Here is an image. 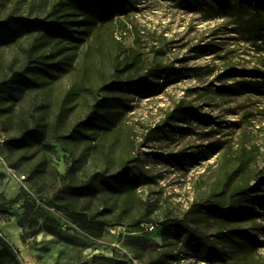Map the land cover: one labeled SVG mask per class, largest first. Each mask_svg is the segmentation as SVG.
Listing matches in <instances>:
<instances>
[{
  "label": "rangeland",
  "instance_id": "374dc122",
  "mask_svg": "<svg viewBox=\"0 0 264 264\" xmlns=\"http://www.w3.org/2000/svg\"><path fill=\"white\" fill-rule=\"evenodd\" d=\"M125 1L127 15L74 45L39 29L59 0H0V19L35 26L0 47V88L14 94L0 91V264H264V205L235 194L242 184L264 199V10ZM126 58L136 66L123 72ZM103 99L118 123L92 131ZM179 107L189 123L173 121ZM27 130L40 139L11 149ZM102 175L134 185L114 194ZM231 204L239 219L219 211ZM68 210L110 227L85 233Z\"/></svg>",
  "mask_w": 264,
  "mask_h": 264
},
{
  "label": "trees",
  "instance_id": "16d2710c",
  "mask_svg": "<svg viewBox=\"0 0 264 264\" xmlns=\"http://www.w3.org/2000/svg\"><path fill=\"white\" fill-rule=\"evenodd\" d=\"M215 2L219 11L233 10L236 7H253L255 9L264 10V0H211ZM129 13V7L125 0H59L54 5L50 12V18L47 22H41L39 29L43 36L48 40L47 42L56 43H72L79 45L83 42V36L86 35L87 30L96 26L106 25L111 23L117 16H125ZM258 31L264 32V22L260 24ZM34 22L22 18L7 16L0 19V47H8L17 43L23 36L32 33L34 29ZM136 66V62L128 58L125 59L122 71H131ZM165 70H162V73ZM194 72V69L188 70ZM182 71L176 70L171 73V76L181 75ZM231 78L237 75L229 76ZM239 77V76H238ZM25 84L29 87H39L34 79L23 77ZM253 85L255 88H250ZM127 84L124 82H117L110 86L113 91H120ZM243 90L259 91V82H242ZM149 91H154V87L149 86ZM0 91H7L8 97H13L12 89L0 88ZM114 103L111 100L103 99L98 102L91 111L87 127L92 131H106L116 127L119 116L114 111ZM191 110L189 107H179L173 112L172 119L175 122L187 124L190 122ZM40 139L38 132L34 130H27L23 135L9 142L11 149H26L31 147ZM6 145L4 142L3 146ZM67 171V170H65ZM100 182L109 191L114 194H121L133 187L134 182L126 175L119 177L100 176ZM240 190L235 194H239L242 200L253 201L258 200L260 205H264V199L261 197L252 196L249 188L240 184ZM248 187V186H247ZM255 197V198H254ZM223 216L233 217L239 219L241 217L239 207L234 204L229 205L227 210H219ZM69 217L79 225L80 229L85 233H91L98 237H103L110 227L103 222L88 220L77 213L68 210ZM0 241H3L0 239ZM214 256L219 258L220 252L215 250Z\"/></svg>",
  "mask_w": 264,
  "mask_h": 264
},
{
  "label": "built area",
  "instance_id": "2783aa9c",
  "mask_svg": "<svg viewBox=\"0 0 264 264\" xmlns=\"http://www.w3.org/2000/svg\"><path fill=\"white\" fill-rule=\"evenodd\" d=\"M4 142H5L4 137H3V136H0V148H2ZM0 160H1V157H0ZM37 203L39 204L40 202H38V200H37ZM146 229H147L148 232H152V231L155 229V227H154V225H147V226H146ZM109 232H110L112 235H115L116 230H115V229H112V230H109Z\"/></svg>",
  "mask_w": 264,
  "mask_h": 264
}]
</instances>
